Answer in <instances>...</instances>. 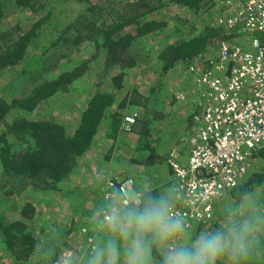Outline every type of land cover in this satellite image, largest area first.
<instances>
[{
	"label": "trees",
	"instance_id": "16d2710c",
	"mask_svg": "<svg viewBox=\"0 0 264 264\" xmlns=\"http://www.w3.org/2000/svg\"><path fill=\"white\" fill-rule=\"evenodd\" d=\"M73 1L80 3L81 9H78L66 23L53 32L54 37L45 49L49 52L53 50L52 46L57 47L53 50L55 55L52 62H48L46 57L40 69L27 78V88L23 91L9 94L0 92V188L6 195L18 193L25 188L41 191L55 188L56 183L67 177L75 168L77 156L82 155L95 142L99 124L105 115L109 120L104 131L109 138L115 140L121 132L132 130L139 135L135 147L147 151L140 154V158L132 157V164L145 168L153 163L161 162L163 158L156 151L154 143L156 138L148 124L155 117H160L159 113L149 118L147 111L146 117L143 112L138 113L134 123L125 131L120 127L123 114L116 110L109 113L107 111L112 105L119 111L132 104L145 107L148 103L149 97L141 95L134 87L127 90L119 101L115 103L114 101L116 90L122 87L124 70L131 68L141 59L138 57L139 52L136 48L137 41L162 25L159 20L148 18L149 13L166 1L185 5L192 11L214 5L213 0ZM11 2L16 8L29 9L31 13L38 12L39 9L42 11L37 13L34 21L23 29L18 28L16 24L0 27V70L14 67L24 58L26 50L42 30L43 23L50 17V8L46 7L47 0H11ZM3 4L4 2L0 0V17ZM233 34V29L216 27L207 21L193 34L177 37L163 45L155 58L159 68L167 70L178 61L186 63L193 56L207 51L208 48L217 47ZM89 42L93 44L92 54L55 72L59 66L57 57L65 56L73 51L74 47ZM93 58H97L98 76L107 74L110 89H94L80 108L77 120L70 129L48 115L34 117L24 115L52 93L66 90L73 79L89 69ZM49 71L55 73L49 76L42 75V72ZM154 99L153 101H157L155 97ZM180 106L184 110L183 104L180 103ZM13 112H22V114L7 117L8 113ZM185 118L188 128L191 120L190 113L183 119ZM185 136L180 144L184 142ZM186 145L180 148L181 153L188 148ZM255 155L264 161V146L258 149ZM104 156L109 158L110 155ZM131 171L133 174L134 170ZM119 172L124 173L121 170ZM263 181L264 163L262 171H253L249 168L239 182L227 191L233 199L237 200ZM134 187L139 188L136 183ZM100 188L99 184L94 196L98 198L92 200H100ZM149 193L163 195L162 189L157 184L148 185L142 191L141 198ZM33 209L30 202H25L18 210V217L6 220L0 216V237L3 247L15 264L52 262L59 246L37 247L40 239L27 229V221L31 218ZM91 209H94L93 206ZM87 230L90 232L89 229ZM262 240L264 242V239ZM156 249L154 246L151 250L154 255H158ZM251 254L245 264H261L260 259ZM161 261L162 257L158 255L157 260H153L152 263L161 264Z\"/></svg>",
	"mask_w": 264,
	"mask_h": 264
},
{
	"label": "rangeland",
	"instance_id": "374dc122",
	"mask_svg": "<svg viewBox=\"0 0 264 264\" xmlns=\"http://www.w3.org/2000/svg\"><path fill=\"white\" fill-rule=\"evenodd\" d=\"M4 2L2 15L0 17V27L9 25H18V28L27 27L37 16L38 12L31 13L29 9L16 8L11 0H2ZM46 7L50 8V17L43 23L39 35L34 38L29 48L26 50L24 58L14 67L0 70V92L9 94L11 92L23 91L27 88V78L39 70L42 61L48 57V62H52L55 52L53 50L46 52V47L50 45L53 39V32L66 23L77 11L81 9V4L66 0H47ZM214 3V0H213ZM45 7V9H46ZM215 13L213 5L192 11L185 5L173 1H166L162 6L148 14V18L159 20L162 25L159 29L145 34L142 39L136 43L138 57L141 59L131 68L124 70L122 77V87L116 90L117 102L125 95V92L132 87L137 89L141 95L149 97L145 107L139 104L125 106L118 111L114 105L108 109V113L116 110L121 114L131 111L133 107L137 113L143 112L146 117L161 116L148 122L153 133L156 145V151L161 155V162L153 163L145 168L132 164V157L140 158V154L146 153V149H136V140L139 136L133 130L130 132H121L115 140L109 138L106 130L107 116L99 124L95 139V148L93 144L87 153L77 156L75 168L64 179L56 183L55 188L47 191L21 190L18 193L6 195L0 188V216L6 220L18 217L19 208L25 203L30 202L33 206L31 218L27 221V229L40 241L37 247L48 248L50 245H59L55 258L47 264H86L88 252L96 247L104 237L105 233L99 231L100 211L104 205L100 200H92L95 191L103 179L118 173L120 170L134 179L141 191H144L148 185L157 184L167 195L171 202L174 192L170 180L166 158L175 150L181 148V140L191 134L183 120L182 107L174 99L173 92L178 87L177 68L184 61H178L167 70H161L155 58L163 45L177 37L189 36L197 31L203 24L212 22ZM56 30V31H57ZM213 49L208 48L205 53H211ZM94 52L92 43H84L74 47L73 51L65 56L57 57L59 66L55 70L68 67L74 64L82 57H87ZM97 58H93L90 67L82 75L73 79L64 91H56L48 97L42 99L34 109L25 113L27 117L51 116L60 121L70 129L77 120L79 110L86 98L96 88L110 89V81L106 75L98 76ZM55 72H42V75L49 76ZM151 89V91H149ZM154 97L157 101H153ZM172 99V101H170ZM155 100V99H154ZM22 114L13 112L8 113L7 117ZM184 139V142L186 141ZM189 146V143L186 145ZM88 151V152H87ZM110 155L106 158L104 155ZM264 161L255 156L247 171H262ZM134 170L132 174L131 170ZM120 173V174H121ZM130 173L132 175H130ZM121 174V175H122ZM130 190V187H128ZM255 201L256 207L252 213L264 218V181L255 186L249 193L242 195L235 200L226 190L214 200L213 215L204 223H193L192 228L188 229L191 237L194 239L202 231L212 230L221 225H225L230 216L228 210H232L233 216H240L245 212V202L249 199ZM93 201V202H92ZM92 202V203H91ZM93 206L94 209H91ZM196 224V225H195ZM84 226L87 233L93 235L92 243L87 244L84 236L81 234L80 227ZM89 229L90 232L87 230ZM264 228L258 229L256 242L251 249V256H257L260 263L264 264ZM158 255L163 257L164 252L156 247ZM75 254V255H73ZM158 255L152 252L147 256L149 264L156 261ZM247 260V259H246ZM246 260L240 264H245ZM0 264H15L13 259L3 247V241L0 237ZM217 264H234L233 258L223 257Z\"/></svg>",
	"mask_w": 264,
	"mask_h": 264
},
{
	"label": "built area",
	"instance_id": "2783aa9c",
	"mask_svg": "<svg viewBox=\"0 0 264 264\" xmlns=\"http://www.w3.org/2000/svg\"><path fill=\"white\" fill-rule=\"evenodd\" d=\"M213 7L211 24L234 34L211 53L181 63L173 92L183 104V118L191 115V134L181 145L189 143L188 148L167 158L175 195L171 210L188 229L212 217L214 200L239 182L264 146V0H214ZM137 115L134 108L124 113L120 127L127 131ZM120 173L100 184L101 219L110 203L142 197L133 178ZM80 229L92 243L93 235Z\"/></svg>",
	"mask_w": 264,
	"mask_h": 264
},
{
	"label": "clouds",
	"instance_id": "9594fccd",
	"mask_svg": "<svg viewBox=\"0 0 264 264\" xmlns=\"http://www.w3.org/2000/svg\"><path fill=\"white\" fill-rule=\"evenodd\" d=\"M244 207L247 214L233 216L229 209L225 225L193 239L167 195L149 193L124 204L110 203L98 222L105 235L89 250L86 264H149L154 246L164 252L161 264H217L223 257L240 264L251 254L258 229L264 228V218L251 211L255 201L249 198Z\"/></svg>",
	"mask_w": 264,
	"mask_h": 264
},
{
	"label": "crops",
	"instance_id": "0c3cea01",
	"mask_svg": "<svg viewBox=\"0 0 264 264\" xmlns=\"http://www.w3.org/2000/svg\"><path fill=\"white\" fill-rule=\"evenodd\" d=\"M95 143V142H94ZM96 146H95V144H93V149L95 148ZM92 148H90L88 151H90ZM87 151V152H88ZM87 153L86 152H84V155H86ZM101 184V183H100Z\"/></svg>",
	"mask_w": 264,
	"mask_h": 264
}]
</instances>
